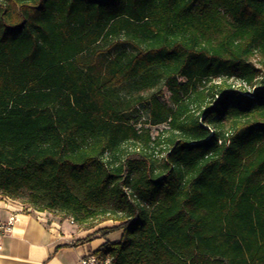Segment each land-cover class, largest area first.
I'll list each match as a JSON object with an SVG mask.
<instances>
[{
    "label": "trees",
    "instance_id": "trees-1",
    "mask_svg": "<svg viewBox=\"0 0 264 264\" xmlns=\"http://www.w3.org/2000/svg\"><path fill=\"white\" fill-rule=\"evenodd\" d=\"M3 198L116 222L111 264H264V0H0Z\"/></svg>",
    "mask_w": 264,
    "mask_h": 264
},
{
    "label": "crops",
    "instance_id": "crops-1",
    "mask_svg": "<svg viewBox=\"0 0 264 264\" xmlns=\"http://www.w3.org/2000/svg\"><path fill=\"white\" fill-rule=\"evenodd\" d=\"M21 206L0 200V223L16 213L11 230L0 235V264H81L88 253L104 243H114L122 236L121 229L111 231L83 229L69 218L47 212L21 211Z\"/></svg>",
    "mask_w": 264,
    "mask_h": 264
},
{
    "label": "rangeland",
    "instance_id": "rangeland-1",
    "mask_svg": "<svg viewBox=\"0 0 264 264\" xmlns=\"http://www.w3.org/2000/svg\"><path fill=\"white\" fill-rule=\"evenodd\" d=\"M230 83H233L234 84V86L235 87H239V86H241V83L239 82V81H232V80H230L229 81ZM243 86V85H242ZM247 89V92H249L248 90H250V88H248V87H246ZM122 92H124V91H122ZM149 93L150 92H141V93H139V95L142 97V98H145V97H147L148 95H149ZM135 95V94H134ZM138 109H139V114H138V124L139 125H143L144 124V122H145V120L147 119V114H146V111L144 110V108L141 106V104L140 105H138ZM145 126H147V127H149V125H145ZM162 128V126H154V127H151V131H152V133L156 130V129H161ZM8 200H10V199H8ZM11 201V203H13V204H16V205H19V206H21L22 207V204H21V202L19 201V200H17V201H13V200H10ZM27 207V206H26ZM28 208V207H27ZM49 214H51V215H55L56 216V214H54V213H49ZM59 217V216H58ZM61 217V216H60ZM114 224V222H112V221H102V222H94L93 223V228L94 229H96V228H98L99 226H107V227H104V228H102V229H99L98 231H111L112 229L110 228V226H112ZM92 228V229H93Z\"/></svg>",
    "mask_w": 264,
    "mask_h": 264
},
{
    "label": "built area",
    "instance_id": "built-area-1",
    "mask_svg": "<svg viewBox=\"0 0 264 264\" xmlns=\"http://www.w3.org/2000/svg\"><path fill=\"white\" fill-rule=\"evenodd\" d=\"M22 211V208H21ZM17 214H11L5 223H0V235L7 233L11 230L14 222L16 221ZM72 221V219H70ZM81 264H111V257L109 255L101 258L96 254L88 253L84 258L81 259Z\"/></svg>",
    "mask_w": 264,
    "mask_h": 264
}]
</instances>
